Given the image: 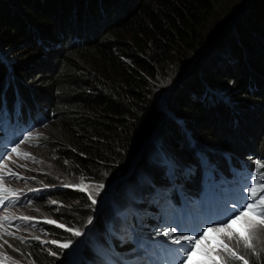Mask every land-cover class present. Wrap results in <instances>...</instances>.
<instances>
[{"label": "trees", "instance_id": "16d2710c", "mask_svg": "<svg viewBox=\"0 0 264 264\" xmlns=\"http://www.w3.org/2000/svg\"><path fill=\"white\" fill-rule=\"evenodd\" d=\"M226 1L0 0V93L5 86L13 90L12 73L25 104L50 115L44 153L61 164L60 174L70 169L66 185H73L54 193L53 208L44 206V197L31 206L67 227L85 225L95 215L97 225L100 213L75 186L81 177L101 182L127 166L161 126V116L164 130L150 147L156 145V157L148 161L169 172L208 143L225 149L222 158L235 166L249 156L264 164V0H246L237 8L236 0L229 7ZM225 11L232 17L228 25L210 35L211 24L227 21L219 23L218 13ZM235 22L241 24L230 36ZM6 51L22 56L15 57L11 73ZM176 74L174 94L159 108L156 80ZM147 159H138L143 168ZM37 166L32 169L39 174ZM60 174L54 181L62 180ZM163 174L148 175L153 188L167 184ZM128 190L139 195L133 186ZM45 234L60 240L64 231L50 225ZM13 248L20 249L10 253L23 264L61 263L59 250L48 251L37 240H17ZM237 252L249 264H264V244ZM88 259L85 253L79 264H99Z\"/></svg>", "mask_w": 264, "mask_h": 264}, {"label": "rangeland", "instance_id": "374dc122", "mask_svg": "<svg viewBox=\"0 0 264 264\" xmlns=\"http://www.w3.org/2000/svg\"><path fill=\"white\" fill-rule=\"evenodd\" d=\"M231 2L233 0H227L226 1V7H229ZM246 2V0H236L234 3L237 6H242ZM227 10V8H226ZM236 13V10L233 12V15ZM219 16V23L224 22L222 24H217L213 23L211 24L212 32L210 33L213 34L214 30L217 28V26L220 25V27H226L228 24L227 22L230 21V18H228V14L226 11L224 13H218ZM236 16V15H235ZM234 16V17H235ZM244 18V17H243ZM241 23L245 21V19H240ZM241 23L235 22V26L233 25L231 27L232 30H230V36H232L233 33H235V30H237V26L240 25ZM227 24V25H226ZM229 31V29H228ZM215 48V47H214ZM213 50V48H212ZM210 54V53H209ZM6 57L13 63L15 61V57L17 60L21 59V53L14 51L13 53L6 51L5 52ZM196 57V56H195ZM199 57V56H198ZM169 71L165 70L164 75H169ZM159 76L156 80L155 84V100L154 102H158L159 108H162L163 105L167 104L166 99H171L173 94H174V87L177 85L178 81V75L176 74L174 78L171 77H166V76ZM161 114V113H160ZM162 115V114H161ZM162 119L163 116L160 117L159 121H161V126L158 127L157 130L154 131L153 136L150 140H148L145 144V149L143 151V156L149 157V158H154L156 157L155 149L156 145H154L153 150L151 151V145L154 143V140L156 141V138L158 139L160 134L163 130V124H162ZM52 124V121L49 125L46 126L44 130L41 131V134L38 132V130H35L32 133V136L26 140L23 144L20 145V148L18 150V153L16 156H14L13 160L11 162H8L6 164V168L8 170V173L14 172L19 174L21 177H34V179H17L15 176L9 175V182H8V187L18 190L21 195V200H25V198L32 196L33 194L36 195H45L49 196L46 198L47 203L44 206H47L48 208H53L56 204H52L51 201H56L54 197L50 194V191H54L55 189H61V188H67L69 186H66L67 181H70V169L65 168L63 169V172L65 173L64 175L60 174L61 172V164H55L50 161V158L48 155H45L44 150L45 148H37V149H31V146L34 145L35 143L42 141L45 142L47 139L46 133H47V128ZM39 136V137H38ZM38 137V138H36ZM36 138V139H34ZM43 145V144H42ZM164 150V160L167 159V152L165 148L163 147ZM141 152V150H140ZM138 151L136 154H134L130 162L127 166H123L118 170L119 172H114L112 174H109L105 176V178L98 180L101 182H93V181H87L84 180L83 184L86 186H89L92 191H93V198L96 200V203L94 206L96 209H99L101 213V218H100V223H97V225L94 226L93 230L91 231L89 235V231L85 228L80 229L82 232V235L80 236H73L71 232H68L66 229L69 227L65 228H60V230L64 231L63 238L62 239H56L50 236L49 234H45L46 226L42 224H48L45 222V219H53L51 216L41 212L40 210L36 209L33 206H26V207H16L13 209H10L11 206H17L21 202H17L15 205H10L7 207V211L5 209L1 213V216H8V217H19V216H30L34 217L36 219L31 220L33 221V225H42L41 230L35 229V233L40 232L41 236H39L43 241H46L47 243H43L45 245V248L49 251V248L52 251V248H55L60 251L61 255V263L60 264H78V259L81 253L84 250V246L86 245V248L90 251L91 254L95 255L94 248L102 247V248H107V241L108 239L105 238V236L109 233L110 234V228L113 227L116 231L117 229L120 228L123 220L127 216V210L124 208H128L129 202L128 199H136L137 197H134L133 194H131L128 190L129 186L134 187V191L138 192L139 194L142 192L143 187L146 184L147 180L141 179V181L138 183L137 180L139 179V170L141 168L140 162L138 160V156L140 154ZM158 153V150H157ZM198 154L199 160H203L201 163L200 167H206V168H211L212 163L208 161L207 156H204L200 153ZM34 158V159H33ZM249 162V161H247ZM34 164H37V167H41L39 170V174H36L38 171H34L32 169V166ZM131 167L130 170L128 168ZM36 167V168H37ZM185 170V169H184ZM45 171V172H44ZM59 171V172H58ZM125 172V173H124ZM184 172V171H183ZM261 172H264L262 169ZM124 173V175H122ZM61 175L62 180L61 181H54L56 175ZM256 174V173H255ZM42 176L47 177L44 179ZM256 176H254L255 179ZM146 179V178H145ZM98 184H103V188L99 191V194L96 195L94 188L95 185ZM47 185V187H45ZM81 185V184H80ZM184 187L186 188V183L183 184ZM79 185H76L75 188H80L78 187ZM138 188V189H137ZM29 189H38L36 191H29ZM172 192L171 194H173ZM118 209L122 210V214L117 215ZM38 210V211H37ZM134 217L138 220L141 219L140 216L134 215ZM14 220H18L19 222H22L23 225H29V221H22L20 219H10L8 223H4L3 228H0V233H3L2 238H0V244H3V241L7 240V244H3V248H8V253H10L11 247H9V244H12L16 242L18 239H15L14 237H10L7 235L8 231H11L14 233L15 236H22L24 233L22 230L17 228L16 224H10V222H13ZM55 220V219H53ZM126 220V219H125ZM57 221V220H56ZM58 223H61L58 221ZM63 224V223H62ZM151 226V223H150ZM162 227L158 224H154L152 227V233L155 235L158 233V231ZM162 234L164 233L163 230L160 231ZM253 237H256L257 234L253 232ZM69 239L72 240V245L67 248V249H62L59 248L58 245L50 243L52 240H58L61 243L67 242ZM226 242L232 245L237 251H242V250H250L253 248H259L264 244V233H261V235L258 238L253 239V247L249 248L247 247V242L240 240L239 237H234L231 241H229L225 237ZM238 241V242H237ZM223 255V254H222ZM4 259V256L0 254V260ZM0 264H2L0 262Z\"/></svg>", "mask_w": 264, "mask_h": 264}, {"label": "snow or ice", "instance_id": "6c2138e0", "mask_svg": "<svg viewBox=\"0 0 264 264\" xmlns=\"http://www.w3.org/2000/svg\"><path fill=\"white\" fill-rule=\"evenodd\" d=\"M32 136V133L29 132L28 136L24 137L23 140H20L18 143H15V146L11 148L10 153L5 147L0 151V161L11 158V153H18L20 145L23 144ZM34 159V158H33ZM264 167L259 161H257V173L255 179L249 181V186L246 191L251 198V202L248 199H245V202L240 204L237 208H234L231 211V218H225L224 220L214 221L212 227H202L199 229H189L194 231L195 235H177L175 236V243H180L182 241L186 242L183 245V252L179 260V264H227L228 259H238L243 261V264H249V261L245 259L243 255H239L230 244L226 242L225 237L231 241L234 237H239L240 240L247 242V247H253V239L258 238L261 233H264V172L260 171V168ZM9 175L15 176L17 179H34V177H21L19 174L10 172ZM4 179L3 176H0V181ZM85 178L81 177V191L89 193V198L92 199V203L95 204L96 200L93 198V191L89 186L83 184ZM73 186V185H66ZM47 187V185H45ZM103 184L95 185L94 191L98 195L99 191L103 188ZM38 189H29V191H36ZM15 189L5 186L3 183H0V205H4L5 202L15 201L19 199ZM52 204H56L57 201H51ZM59 210V209H57ZM5 211L7 208L5 207ZM38 211V210H37ZM10 219H20L25 221H31L36 218L30 216H19V217H8L0 216V221L8 223ZM45 222L48 224H55L60 228H65L66 225L58 223L53 219H45ZM92 222V218L89 217L88 223ZM0 228H3V225L0 224ZM68 232H71L73 236H80L82 232L78 228H67ZM176 231L175 227H169L167 231L163 233L164 236L171 237ZM183 231V229H182ZM253 232L257 234L256 237H253ZM3 233H0V238H2ZM7 235L19 239L21 243L24 242V237L15 236L13 232L8 231ZM33 239L40 240L39 236L33 237ZM238 242V241H237ZM8 241H3V244H7ZM41 243H47L46 241L41 240ZM52 244L58 245L59 248L67 249L72 245V240L69 239L67 242L61 243L58 240L50 241ZM3 244H0V248L3 247ZM9 247H13L11 244ZM14 251L20 252V249L13 248ZM51 255L55 256L56 252H51ZM223 254V255H222ZM30 255V254H29ZM6 259H10L5 256ZM13 264H19V262L13 261ZM34 264V262H33Z\"/></svg>", "mask_w": 264, "mask_h": 264}, {"label": "clouds", "instance_id": "9594fccd", "mask_svg": "<svg viewBox=\"0 0 264 264\" xmlns=\"http://www.w3.org/2000/svg\"><path fill=\"white\" fill-rule=\"evenodd\" d=\"M6 64L8 65V68H9V73L12 72V62L9 60V59H4ZM9 80L12 82L13 84V90H10L7 86H5L4 88H2L1 90V95H2V99L0 101V115H1V109L4 107L5 105V108L7 109V111L11 114H13L16 110H19L20 111V114H22V116H27L29 114H32L34 113V109L35 107L37 109H39L41 112L42 110L43 111H46L44 108H42L41 106L37 107L34 103H30L28 106L25 104V98L26 96H22V95H18V92H17V88H16V79L13 77V74L11 73L10 74V77H9ZM18 95V96H17ZM18 101V102H17ZM49 118H50V115H49ZM47 118L44 114H43V117L41 118V120H35L33 122V124H36L37 127L35 128V130H38V132L41 134V131L44 130L46 128L47 125H49L51 123V119ZM34 130V131H35ZM34 131H31V133H33ZM42 135V134H41ZM39 137V136H38ZM36 137V138H38ZM34 138V139H36ZM145 144L146 142L144 143V146L138 156V159L139 157L142 155L144 149H145ZM208 146L209 148L205 145V146H202V147H195L197 153H200L204 156H207V159L209 162H211L213 165H216L218 168H220L223 164H228V162H226L223 158H222V153H224L226 150L225 149H213L210 144L208 143ZM43 145H42V141H39L37 143H35L34 145L31 146V149H37V148H42ZM146 157V156H145ZM253 157V156H252ZM151 159V158H150ZM168 159V158H167ZM166 159V160H167ZM192 159V158H191ZM149 160V157L148 159L146 160L148 162V166L146 168H143L142 167V164H140L141 168L139 170V176L141 177V179L145 180V178L148 177V175H150L152 173V170H153V164L148 161ZM165 160V161H166ZM180 163V159L178 160V164ZM132 166H130L128 168V170L131 169ZM185 169V170H184ZM184 171V172H183ZM196 171H198V169H192L191 170V167L190 166H185V168H175L173 169V171H170L171 172V176H174V177H179V179H186V178H191V175L193 173H195ZM125 173V172H124ZM124 173L122 175H124ZM191 174V175H188V174ZM165 174V173H164ZM163 174V175H164ZM148 181H146V184L149 183V177L147 178ZM141 181V180H140ZM139 183V182H138ZM150 186H153V183H151L150 185H148L147 187H145L139 195H138V198H137V201H140V202H143L145 201L146 203L147 202H150L152 201V199L150 198ZM68 188V187H67ZM62 189H65V188H61L60 190ZM59 189H57L58 191ZM57 191H50V194L54 197V193H56ZM160 192H163L162 189L159 190ZM88 195L89 193L86 192ZM49 196V194L47 196H41V197H44L45 199ZM92 201V199H91ZM144 203V202H143ZM94 206V204H92ZM97 212L100 213L99 209H96ZM137 212H140L142 214V216H145L147 214H150V212L152 214H155L152 211H148L147 209L145 208H142V209H138ZM96 214V213H95ZM135 215H138L139 216V213H136ZM101 213H100V217H99V221L96 222V223H100V218H101ZM97 216L95 215L94 216V219L96 220ZM93 219V221H94ZM138 220V219H137ZM87 224V223H86ZM85 224V225H86ZM93 225V223H92ZM50 226V225H48ZM46 226V229L47 227ZM84 226V225H82ZM94 227V226H93ZM60 229V228H59ZM38 241V240H37ZM42 245V244H41ZM43 246V245H42ZM60 260H62L60 258ZM23 264V263H21Z\"/></svg>", "mask_w": 264, "mask_h": 264}, {"label": "water", "instance_id": "95a60500", "mask_svg": "<svg viewBox=\"0 0 264 264\" xmlns=\"http://www.w3.org/2000/svg\"><path fill=\"white\" fill-rule=\"evenodd\" d=\"M153 133H154V131H152V132L149 134L148 138H147L144 142H147L148 140H150V139L152 138V136H153ZM143 146H144V143H143ZM139 152H140V150H139Z\"/></svg>", "mask_w": 264, "mask_h": 264}, {"label": "bare ground", "instance_id": "6f19581e", "mask_svg": "<svg viewBox=\"0 0 264 264\" xmlns=\"http://www.w3.org/2000/svg\"><path fill=\"white\" fill-rule=\"evenodd\" d=\"M183 187H184V185H183ZM185 188V187H184ZM189 190V188H185V190H183V192H187ZM199 204V202H197V205Z\"/></svg>", "mask_w": 264, "mask_h": 264}]
</instances>
